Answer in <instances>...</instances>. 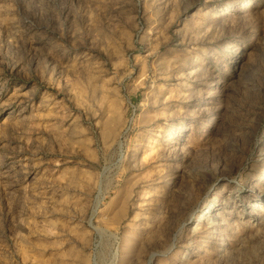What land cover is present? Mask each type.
<instances>
[{
  "label": "rangeland",
  "instance_id": "rangeland-1",
  "mask_svg": "<svg viewBox=\"0 0 264 264\" xmlns=\"http://www.w3.org/2000/svg\"><path fill=\"white\" fill-rule=\"evenodd\" d=\"M0 264H264V0H0Z\"/></svg>",
  "mask_w": 264,
  "mask_h": 264
},
{
  "label": "bare ground",
  "instance_id": "bare-ground-1",
  "mask_svg": "<svg viewBox=\"0 0 264 264\" xmlns=\"http://www.w3.org/2000/svg\"><path fill=\"white\" fill-rule=\"evenodd\" d=\"M226 9H227V7H226ZM226 9H225V8H224V9H220V12H221V11L223 12V11H225ZM227 10H228V9H227Z\"/></svg>",
  "mask_w": 264,
  "mask_h": 264
}]
</instances>
